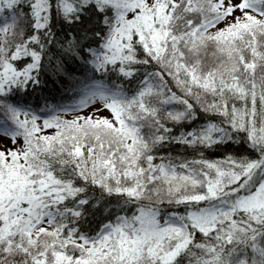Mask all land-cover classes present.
<instances>
[{"label":"snow or ice","instance_id":"obj_1","mask_svg":"<svg viewBox=\"0 0 264 264\" xmlns=\"http://www.w3.org/2000/svg\"><path fill=\"white\" fill-rule=\"evenodd\" d=\"M0 264H264V0H0Z\"/></svg>","mask_w":264,"mask_h":264}]
</instances>
